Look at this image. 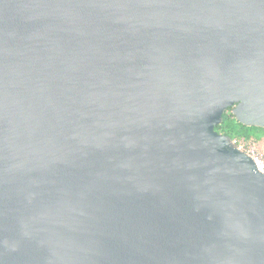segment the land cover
Masks as SVG:
<instances>
[{
    "label": "water",
    "instance_id": "95a60500",
    "mask_svg": "<svg viewBox=\"0 0 264 264\" xmlns=\"http://www.w3.org/2000/svg\"><path fill=\"white\" fill-rule=\"evenodd\" d=\"M264 0H0V264H264Z\"/></svg>",
    "mask_w": 264,
    "mask_h": 264
},
{
    "label": "trees",
    "instance_id": "16d2710c",
    "mask_svg": "<svg viewBox=\"0 0 264 264\" xmlns=\"http://www.w3.org/2000/svg\"><path fill=\"white\" fill-rule=\"evenodd\" d=\"M216 129L230 135L233 140L237 139V143L251 144L255 142L260 147H264V128L242 124L233 115L232 107H228L223 113V121L216 126Z\"/></svg>",
    "mask_w": 264,
    "mask_h": 264
},
{
    "label": "built area",
    "instance_id": "2783aa9c",
    "mask_svg": "<svg viewBox=\"0 0 264 264\" xmlns=\"http://www.w3.org/2000/svg\"><path fill=\"white\" fill-rule=\"evenodd\" d=\"M235 144L241 150L247 152L254 160L258 170L264 172V147H260L258 143L246 144V142L237 143V139H234Z\"/></svg>",
    "mask_w": 264,
    "mask_h": 264
}]
</instances>
